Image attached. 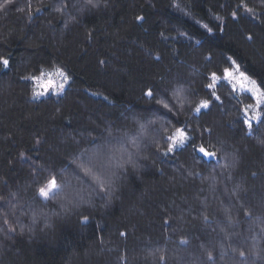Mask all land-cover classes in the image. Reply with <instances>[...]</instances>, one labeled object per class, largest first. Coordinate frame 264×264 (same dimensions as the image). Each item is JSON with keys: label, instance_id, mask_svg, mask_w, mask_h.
<instances>
[{"label": "trees", "instance_id": "16d2710c", "mask_svg": "<svg viewBox=\"0 0 264 264\" xmlns=\"http://www.w3.org/2000/svg\"><path fill=\"white\" fill-rule=\"evenodd\" d=\"M0 5V264H264V109L249 129L250 97L212 79L264 90V0ZM57 69L36 98L26 77ZM176 128L195 145L165 155Z\"/></svg>", "mask_w": 264, "mask_h": 264}, {"label": "snow or ice", "instance_id": "6c2138e0", "mask_svg": "<svg viewBox=\"0 0 264 264\" xmlns=\"http://www.w3.org/2000/svg\"><path fill=\"white\" fill-rule=\"evenodd\" d=\"M11 2H12V0H8V3H11ZM89 3H91V0H89ZM0 8H3V5H0ZM0 63H2L5 67L9 66V61L7 59L0 58ZM225 74L227 76H232V73H230L227 69H225ZM54 75L62 78L64 82H67V80H68V77L65 75V73L59 69L56 70ZM217 78L218 77L216 76V74L213 73L212 79L216 80ZM26 79H34L37 82H41L42 77H26ZM239 83H240L241 88H244L246 83L248 85H250V87H248L246 90L251 92L253 97L256 98V100H257L256 106L258 108L260 107L261 104H264V91H260V88L256 85L255 81L251 80L250 77L246 76L243 72H241ZM52 84H53V81L51 79H49L45 83H43L42 86L45 89H47L49 86H52ZM63 87H64L63 83L58 85L59 89H63ZM209 87L211 88L212 85H209ZM43 94H44L43 92H35L34 91V96L38 97V96L43 95ZM147 94L149 96H151L152 91L150 90ZM213 95H214V93H213ZM216 99H219V97H216ZM161 103H162L163 108L167 109L169 112L172 111V108L169 107L168 103H163V102H161ZM208 107H209V101L208 100H202L195 107L194 111L196 113H200L202 109H207ZM251 107H252L251 105H248L245 107V116H247L248 109ZM255 118L257 120H259L260 117L256 116ZM243 122L248 125L249 129H251L252 124H251L250 119H245ZM168 141H169V143L167 146V151L164 153L165 155L175 151V149H177V148L185 147L186 144L190 147L195 145V139L193 137H190L186 133V130L182 129V128H176L175 132H173L172 135H170L168 137ZM194 151L202 154L203 157H208V158H215L217 155L216 152L208 151L202 144L199 147H195ZM79 167L82 168L85 176L91 177L93 179V181L96 182L101 187V190H104V180L101 178V176L94 175L91 168L84 167L83 165H80ZM59 192H60V188L57 184L56 178H54V177L49 180L47 185H45L44 187H41L39 189V195L41 197H43L44 199H49L50 196H55ZM245 215H250V213H245ZM205 219H207V218H205ZM9 230H13V229H9ZM240 255L243 256L244 253L241 252ZM161 259H163V257H161ZM208 259L209 260L213 259L212 255L210 253H209Z\"/></svg>", "mask_w": 264, "mask_h": 264}, {"label": "rangeland", "instance_id": "374dc122", "mask_svg": "<svg viewBox=\"0 0 264 264\" xmlns=\"http://www.w3.org/2000/svg\"><path fill=\"white\" fill-rule=\"evenodd\" d=\"M61 71H63V70H61ZM228 71L230 73H232V76H227L226 74H224V77L220 78L218 75H216L218 78L216 80H214L213 84H217L220 82L221 79H223L231 85V87L233 88L234 91H236L239 94H247L250 97L251 102L248 105H251L252 107L248 109L247 116H245V108H244V116H245V119H250L252 127H253V125L257 124L259 122L260 118L262 117L264 104H261L259 108L256 106L257 105L256 98L253 97L251 92L246 90L248 87H250V85H248L246 83L244 88L240 87V83H239L240 73L243 71L241 70V68L239 66L234 65L233 68L228 70ZM55 72H56V70H54L52 72H44L42 75L38 76V77H42L41 82H37L36 80H33L34 81V91L44 93L43 95H40L38 97L35 96L36 98L45 97L48 94L58 95V94H62L64 92L65 88L67 87V85L69 83V79L67 80V82H64L62 78L54 75ZM244 74L246 76L250 77L251 80L256 82V85L260 88V91H264L255 78L251 77L250 75H248L246 73H244ZM65 75H66V73H65ZM49 79H51L53 81V84H52V86H49L47 89H45L42 85H43V83H45ZM61 83L64 84L63 89L58 88V85ZM256 116L260 117L259 120H257L255 118Z\"/></svg>", "mask_w": 264, "mask_h": 264}]
</instances>
